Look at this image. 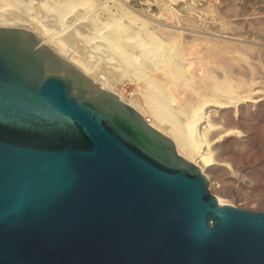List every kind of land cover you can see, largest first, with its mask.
I'll list each match as a JSON object with an SVG mask.
<instances>
[{
	"label": "water",
	"instance_id": "1",
	"mask_svg": "<svg viewBox=\"0 0 264 264\" xmlns=\"http://www.w3.org/2000/svg\"><path fill=\"white\" fill-rule=\"evenodd\" d=\"M41 45L0 28V264H264V212Z\"/></svg>",
	"mask_w": 264,
	"mask_h": 264
},
{
	"label": "rangeland",
	"instance_id": "2",
	"mask_svg": "<svg viewBox=\"0 0 264 264\" xmlns=\"http://www.w3.org/2000/svg\"><path fill=\"white\" fill-rule=\"evenodd\" d=\"M47 2L49 1L0 0L1 13L17 11L22 13L26 20L22 25L0 24V28H21L28 31L41 41L42 47L46 48L43 55L52 68L62 65L73 66L91 82L90 85L99 86L104 90L99 82L87 75L68 57L60 55L47 41L46 35L41 32L39 34V30L34 31V28L30 27L29 22L40 21L39 28L44 25L53 35L55 32H62L63 27L55 19L53 9L47 11L53 6L50 5L46 10L44 4ZM96 2L94 8L82 15L77 22L75 19L70 22L71 24L68 23V27L67 25V28L65 27L67 31L65 30L66 33L62 35L67 36L74 28H81L85 22L94 20L100 23L112 22L115 18L121 19L124 12L130 11L137 21L133 24L124 17L122 23L130 26L132 31H139L142 26H146L149 32L164 41H167L168 36L177 37L179 45L185 47L186 54L182 66L190 79L195 81L202 79L206 72L211 71L217 75L218 80L230 81L233 86L231 94L224 92L214 94L211 91L202 93L208 105L203 110L205 120L202 127L205 130L199 131L207 133L209 139L207 145H210L209 149L204 150L212 153L215 162L205 165L196 156L192 163L205 173L209 180V190L222 201L221 205L235 206L257 213L264 212V0H96ZM3 3L6 6H3ZM73 10L69 12L71 16L67 15V18L73 17L76 8ZM102 30L103 34L106 33L104 29ZM82 32L84 30L81 29L80 33ZM205 45L217 46V63L204 54ZM80 50L83 52V49ZM104 66L99 65L98 72L102 76L106 73L114 76ZM143 69L147 77H156L160 74L150 65ZM119 75L122 79L123 76ZM124 76L122 86L118 85L117 89H125L123 102L132 106V101L135 96L137 98L139 94L141 95V91L132 75L128 73ZM85 86H89L86 81ZM167 89L169 98L175 94L181 96V101L172 100L170 106L177 111L174 116L178 123L184 125L187 116L196 108L195 98L199 95L178 87ZM179 103L180 105H177ZM184 106L185 111L180 112L179 109ZM148 112L145 110L144 117L138 114L149 125L146 120L152 119L153 116L151 117V113L149 112V115ZM210 126L213 128H209ZM170 139L176 146L174 139Z\"/></svg>",
	"mask_w": 264,
	"mask_h": 264
},
{
	"label": "bare ground",
	"instance_id": "3",
	"mask_svg": "<svg viewBox=\"0 0 264 264\" xmlns=\"http://www.w3.org/2000/svg\"><path fill=\"white\" fill-rule=\"evenodd\" d=\"M48 1L49 2L44 4L46 10L50 5L53 6L47 11L53 9L55 19L63 27V30L62 32H55V35H53L44 25L42 26L43 28H39L40 21L36 23L29 22L30 27H33L34 31L36 29L39 30V34L41 32L46 35L47 41L58 50L60 55L68 57L69 60L87 75H90L96 82H99L105 88L104 90L111 93L113 92L114 94L117 93L116 96L119 97L121 101H123V97L125 96V94H123L125 89L119 90L117 87L120 84L122 86L125 74L129 73L130 76L132 75L138 84V89L141 91V95L139 94L140 97L138 96L136 98L135 96V99L132 101V106L136 108L142 117L145 116V110L151 113L150 115L148 112L151 117L153 116V120L151 118L150 120H146L149 126L154 127L155 130L167 137L173 138L178 153L184 159L186 158L187 161L189 160V162H192L194 157L197 156V159H200V162L205 165L215 162V158L211 155L212 153L210 154L208 150H204L205 148L209 149L210 145H207V141L209 140L207 133L199 131V129L205 130V128L202 127V123L205 120L203 110L205 109L204 107L208 105V101L202 96V93L211 91V93L214 94L219 92L231 94L233 86H231L232 84L227 78L226 81H220L217 79V75L215 76L211 71H208L202 79L200 78L196 81L195 79H190V76L187 75L185 68L182 66L186 54L185 47L179 45L176 40L177 37L171 38L168 36L167 41H164L155 34L149 32L146 26H142L139 31H132L130 26L122 23L124 17L128 18L130 23L133 24L137 21L135 15L130 14V11L129 13L124 12L121 19L115 18L112 22L100 23L97 22V20L85 22L86 24H83L79 29L73 27L74 31L67 36H65L66 34L62 35L67 31L66 28L68 27V23L75 19L77 22L82 15L94 8L97 2L96 0ZM3 6L6 5L3 3ZM75 8L76 11L74 15L72 14L73 17L69 18L71 16L69 12L73 9L75 10ZM38 16L39 15H37V17ZM25 21L24 16L20 12L8 11L1 13L0 11V24L15 26L22 25L26 23ZM81 29L82 31L84 30V32H82L83 35L80 33ZM102 29H104L106 33L103 34ZM57 34L60 36H57ZM80 49H83V52ZM203 49L204 54L209 56L214 63H217V46L205 45ZM98 56L100 57L98 58ZM200 62L203 63L202 61ZM101 64L103 66L105 65L104 67L110 70L114 76L112 75L111 77L107 75L106 72V75L102 76V74L98 72V69H100L98 67ZM147 65L155 67L160 74L156 77H147L143 69V67L145 68ZM119 74L123 76L122 79L119 78ZM118 79H120V81ZM168 87H170V89L178 87L182 90H187V92H192L194 95H199V97L195 98L197 106L192 110L191 114L187 116V122L184 123V125L178 123L174 116L177 111L170 106L172 100H178L179 102L181 96H175V94L172 98H169ZM183 95L185 96V94ZM177 105H180V103ZM217 105L218 104H216V106ZM185 109L186 107L184 106L181 107L179 111L184 112ZM209 128L213 127L210 126ZM202 173L205 174L203 171ZM218 200L222 203L220 199Z\"/></svg>",
	"mask_w": 264,
	"mask_h": 264
}]
</instances>
